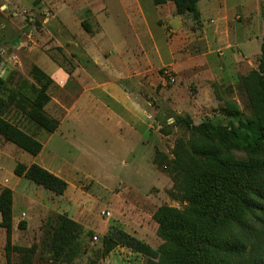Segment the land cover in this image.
Masks as SVG:
<instances>
[{
	"label": "rangeland",
	"instance_id": "1",
	"mask_svg": "<svg viewBox=\"0 0 264 264\" xmlns=\"http://www.w3.org/2000/svg\"><path fill=\"white\" fill-rule=\"evenodd\" d=\"M31 1L0 0V76L7 80L8 88H14L18 78L29 76L31 64L24 65V61L28 58L26 53L29 45H19L14 40L17 35L21 36V30L27 33L29 29L37 30L40 27L39 18L32 13ZM121 1L102 0L110 10L108 18L104 20L110 28L113 23L122 29L129 28V16L122 10ZM141 1H143L144 14L151 25V30L159 34V38H164L166 30L159 28V26L163 27L160 20L156 22L159 26L154 24V19L164 17L166 8L173 6V3L154 5L151 0ZM222 1L226 2L225 6ZM238 1H198L201 24L204 27L217 24L223 10H227L229 17L232 16L233 11L238 10L242 17L241 21H234L230 35L229 41L235 46L226 50L223 58L219 57V52L223 49L217 51L215 45V47H209L211 52L205 55L206 70L208 69L214 76L221 75L222 71H230L229 78L224 80V83L221 84L220 79L212 81L208 78V72L206 75L202 74L201 80L205 83L186 79L188 73L182 74L181 79H178L177 73L169 66L158 68L156 74L144 75L140 90L143 106L152 116L150 127L152 132L149 133L148 129L143 132L144 141L146 139L143 145L139 143L138 135L134 136L127 127L117 130L114 121L109 124L107 121L100 124V119L93 115V111H89L88 117L83 118L93 121L83 129L87 134L85 132L82 134V129H78L77 138H72V142L65 143L58 157L53 160L70 168L69 174L65 176L66 179L64 178L70 185L56 202L61 210L47 211L39 222L30 224L29 229L22 228L19 224L17 226L19 235L12 244L37 247L30 264H52L49 254L41 253L40 242L44 239L45 229L51 217L56 213L68 214L65 211H69L71 218L81 227L79 235L81 252L73 264H144V255L128 247L118 245L109 252L105 251L103 237L112 227L126 231L153 248L161 243L156 233L157 224L152 217L154 211L162 204L178 208H183L186 204L173 190L172 179L168 172L157 167L153 162L156 150L170 156L175 139L186 135L183 127L174 124L175 116L188 115L193 124L206 119L225 124L229 117L222 112V107L225 102L230 101L236 103L244 116L249 115L246 96L238 88V83L241 75L257 67L259 57L256 58V55L261 53V43L264 38L261 26H264V23L257 7L250 4L249 7L236 9L235 5ZM83 6L82 0H77L71 7L74 13H78ZM29 14H32V21L25 18ZM174 16L180 18V15L176 13ZM211 20L213 23L210 22ZM185 24L195 31L197 27L193 24L198 22L189 16ZM165 28L168 29V27ZM171 35H167L165 39L175 46L181 45L180 43L186 40L184 35L180 38ZM246 36L249 38H245ZM158 44L162 43L158 42ZM197 46L194 44V47H185L183 52L194 55L198 51ZM177 49H180V46ZM205 51H208V47ZM228 51L236 53L238 57L247 55L253 58H250L252 65L243 59L232 65L234 67H229ZM42 57L46 56L42 55ZM45 60L48 61L46 58ZM220 66L224 69L220 70ZM4 113L5 117L12 119L24 129L33 131V124L22 114L14 111L13 107L7 108ZM144 126H146L145 122L143 128ZM6 144L9 148H15L11 143ZM75 148L83 151L80 154ZM238 155L241 154L238 153ZM28 157L29 154L23 152L21 159ZM12 162V158L0 157V181L6 177ZM29 182L24 179L21 185L20 189L24 193L30 192V189L26 188V183L29 184ZM106 211L109 214L104 213ZM24 225L26 227L27 224L24 223ZM4 236L3 229L0 239ZM4 245L5 238L0 240V264H7ZM22 257L23 253L12 252L9 264H20Z\"/></svg>",
	"mask_w": 264,
	"mask_h": 264
},
{
	"label": "trees",
	"instance_id": "2",
	"mask_svg": "<svg viewBox=\"0 0 264 264\" xmlns=\"http://www.w3.org/2000/svg\"><path fill=\"white\" fill-rule=\"evenodd\" d=\"M168 1L176 14L200 22L198 0H152L154 5ZM261 14L264 23V1ZM28 75L18 78L14 88L0 76V136L35 156L42 147L35 133L4 113L13 107L40 130L52 133L57 128L58 119L45 108L50 76L36 64ZM238 88L246 96L248 116L232 101L222 107L229 117L225 124L212 119L193 124L190 116L176 115L174 124L186 135L175 139L170 156L155 151L153 162L168 172L173 190L186 202L183 208L162 204L154 211L161 243L153 248L112 227L103 237L106 252L125 246L144 255V264H264V38L257 67L240 76ZM14 173L56 195L68 186L36 163L17 162ZM18 224L23 227L24 222ZM0 227L5 231L7 264L14 251L23 253L20 264H30L37 247L11 242L12 191L7 187L0 190ZM80 231L68 214H54L40 242L41 253L49 254L52 264H73L81 252Z\"/></svg>",
	"mask_w": 264,
	"mask_h": 264
},
{
	"label": "crops",
	"instance_id": "3",
	"mask_svg": "<svg viewBox=\"0 0 264 264\" xmlns=\"http://www.w3.org/2000/svg\"><path fill=\"white\" fill-rule=\"evenodd\" d=\"M75 1L77 2L32 0V13L41 21L40 27L37 30L29 29L27 33L21 30V36L17 35L14 40L19 45H29L26 53L28 58L24 65L36 64L50 76L52 80L48 90L50 101L45 108L51 116L58 119L59 123L52 133L33 125L32 132L40 140L42 147L35 156L29 155L24 159H21L22 150L15 145V148H9L6 144L9 142L0 136V157L13 160L6 177L0 181V190L7 187L12 191L11 242L19 235L17 226L20 221L27 224L22 228L29 229L30 224L39 222L47 211L61 210L60 205L56 204L61 195H56L36 184L33 186L34 183L31 184V181L29 184L26 183V188L30 189L31 193L21 191V185L26 178L14 173L17 162L26 165L36 163L66 179L70 168L53 160L58 157L65 143L77 138L78 129H82V134L84 132L87 134L83 129L93 121L83 118L88 117L89 111H93V115L100 119V124L114 121L117 130L127 127L134 136L138 135V141L143 145L146 141L143 132L146 129L149 133L152 132L150 129L152 116L143 106L140 90L142 79L147 73L156 74L158 68L162 66H169L177 73L178 79H181L182 74L188 73L186 79L205 83L201 79L202 74L206 75L207 72L208 78L212 81L220 79L221 84L229 78L230 71H222L221 75L214 76L212 72L206 70L205 55L211 52L209 47L216 46L217 51L223 49L219 52V57L223 58L224 52L235 46L229 40L233 25L236 21L242 20L238 10L233 11L231 17L227 15V10H223L218 23L209 27L201 24L199 11L200 22L193 24L197 29L192 31L191 27L185 24L189 16L175 17L173 4L166 8L164 17L154 19V24L157 25L156 22L160 20L163 27L157 26L166 30L163 31L164 38H159L160 35L151 30L141 0L120 2L122 10L129 16L128 29H122L116 23H113L111 28L106 25L104 20L108 18L110 10L102 0H82L84 6L78 13H74L72 9ZM168 2L160 5H169ZM261 2L239 0L235 7L243 9L252 4L261 13ZM222 4L225 6L226 2L222 1ZM47 10L51 15L45 18L43 13ZM210 22L213 23V20ZM261 28L264 34V26ZM170 34L179 38L181 35L186 36V40L179 45L180 49L165 39ZM158 42L162 44L159 45ZM194 44L198 45V51L194 55L183 52L185 47H194ZM206 47L208 51H205ZM42 55H45L48 61ZM229 55L230 61L227 62L229 67L243 59L252 65L253 58L250 59L247 55L238 57L232 51ZM259 56L260 54L256 55V58ZM219 68L224 69L221 66ZM144 122L146 126L143 128ZM75 150L80 154L83 151L79 148ZM75 156L77 158V155ZM65 212L72 217L69 211ZM2 232L3 229L0 227V233ZM4 238L5 236L2 237L3 240Z\"/></svg>",
	"mask_w": 264,
	"mask_h": 264
},
{
	"label": "built area",
	"instance_id": "4",
	"mask_svg": "<svg viewBox=\"0 0 264 264\" xmlns=\"http://www.w3.org/2000/svg\"><path fill=\"white\" fill-rule=\"evenodd\" d=\"M44 17L46 18V17H48V16H50L51 14H50V11H44ZM28 21H32L33 20V17H32V14H29L28 16H26L25 17ZM104 213H107V214H109V212H104ZM95 238V237H94Z\"/></svg>",
	"mask_w": 264,
	"mask_h": 264
}]
</instances>
